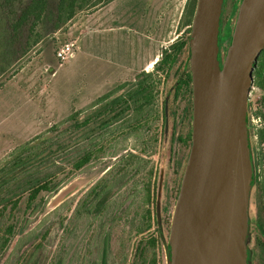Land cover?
Returning <instances> with one entry per match:
<instances>
[{"label":"rangeland","instance_id":"374dc122","mask_svg":"<svg viewBox=\"0 0 264 264\" xmlns=\"http://www.w3.org/2000/svg\"><path fill=\"white\" fill-rule=\"evenodd\" d=\"M239 2L224 3L221 62L232 40L233 24L242 1ZM196 4L197 0H114L78 11L59 31H53L52 23H42L34 34L25 33L12 45L7 39L6 21L0 22V170L19 147L37 137H42L37 141L41 142L56 135L51 130L54 127L70 133V122L63 124L64 121L74 113H80L84 119L98 99L117 88L134 83L144 73L152 74L155 83L151 115L148 110L139 121H131L135 116L129 118L124 128L101 144L104 150L81 170L72 172L71 160L59 162L63 182L58 191L42 193L35 211L27 210L25 195L13 214L9 210L0 219V229L15 226L0 264H96L104 250L107 264H131L138 243L142 239L148 243L157 237L156 203L161 180V219L168 237L164 246L160 242L155 248L147 245L150 249L146 264H167L165 244L180 189L177 162L185 158L188 148L179 141L172 143L173 121L168 141L163 144V100L165 88L177 79L175 72L187 69L188 49L168 79L167 68L157 69L156 64L161 65L166 54H173L171 46L189 42L191 26L184 22L191 10L195 12ZM8 13L9 10L2 9L0 19ZM36 33H42L43 39L35 47H29ZM64 44H72L75 54L60 61L57 52ZM191 97L184 92L171 102V109L177 113L176 137L186 139L192 132V119L186 118L185 110ZM263 99L264 93L253 85L249 117L255 147L258 141L254 134L263 123L260 114ZM172 148L174 155L170 162ZM131 153L138 160H122ZM110 169L115 177L125 175L122 186L114 190L104 214L89 215L86 209L89 193ZM150 183L154 197L147 202L146 186ZM259 194L254 188L251 218L259 205ZM148 210L152 212L150 230H146Z\"/></svg>","mask_w":264,"mask_h":264},{"label":"water","instance_id":"95a60500","mask_svg":"<svg viewBox=\"0 0 264 264\" xmlns=\"http://www.w3.org/2000/svg\"><path fill=\"white\" fill-rule=\"evenodd\" d=\"M224 2L197 0L192 19V145L165 244L167 264H250L255 164L248 116L264 51V0H242L221 63ZM162 190L161 180L159 218Z\"/></svg>","mask_w":264,"mask_h":264},{"label":"trees","instance_id":"16d2710c","mask_svg":"<svg viewBox=\"0 0 264 264\" xmlns=\"http://www.w3.org/2000/svg\"><path fill=\"white\" fill-rule=\"evenodd\" d=\"M113 1L114 0H0V13L2 9L6 11L9 10L8 15L1 18L0 22L6 21L8 26L6 32L8 33L7 39L9 44L12 45L20 39L23 34L30 33V36L34 34L42 23H52L53 31H59L62 25L72 20L78 11L86 7L94 8L101 4L107 5ZM241 1L242 0H240V2ZM237 10L238 7L236 13ZM193 16L194 11L191 10L184 22L186 26L192 25ZM42 39L43 34L36 33L33 43H28V46L35 47ZM187 49L188 43L174 44L171 46L173 54H166L161 61V65L163 66L157 63L156 68L161 70L167 68L168 71L166 75L168 79L182 55L187 52ZM186 73L187 74H185V71L179 72V70H177L175 72L177 76L176 81L169 88H165L162 113L163 144L165 141H168L170 123L173 121L175 126L172 135V143L174 144L176 141H179L188 148L185 158L179 159L177 162L176 173L180 174L178 182L179 188L189 157V150L192 145V134L190 133L186 139H184L183 136L176 137L177 113L175 110L171 109V102L176 101L179 96L184 93L183 91L190 92V95H192V76L189 72L188 60ZM254 86L264 93V51L255 66ZM127 88L128 90L122 93V91ZM154 92L155 83L152 74L144 73L143 77L138 78L134 83L125 84L98 99L91 106L92 108L89 109L91 113L84 119L80 118V113L71 115L63 122V124L65 122H70V133L63 130L60 131L59 126H57L51 129L53 132H56V135L53 137L44 139L41 142L37 141L42 137H37L19 147L12 154V160L0 170V175L4 174L0 178V219L5 217L9 210L11 214H13L19 208L25 195H27V210H30L36 208L35 203L42 193H53L58 191L63 182L62 178L59 177L61 171V167L58 166L60 164L59 162L66 163L71 160L70 163L68 162L72 167L71 171L81 170L92 161L98 152L104 150L101 144L109 135L114 134L116 130L124 128L129 118L135 116L131 121H139L140 116L148 110H150L149 114L151 115L155 101ZM262 103L263 106L260 114L264 122V99ZM99 105H101V107L93 111V108ZM185 110L186 118L190 116L192 119V97L190 106ZM150 115L148 116L150 117ZM123 123L124 125H122ZM248 127L251 134L250 147L253 152L255 164L253 187L260 191L258 196L259 211L261 220L264 221V181L258 173V168L264 159V149L261 147L264 143V124L262 123L259 128L257 127L256 133L254 134L258 141V147H255L253 143L249 116ZM173 155L174 149L172 148L169 155L170 162L173 161ZM138 158L139 157L131 153L123 157L122 160H138ZM53 168H55V170ZM111 170L112 169L108 171L106 178L101 179L89 193L90 201L86 207L89 215L92 214L97 217L104 214L110 204L114 190L118 186H122L121 183L122 180L125 179V175L122 177H115L114 172ZM153 192L155 193V190H153ZM146 193L147 202H150L152 197H154L151 183L146 186ZM147 215L148 225L146 226V230H150L152 228L151 210L147 211ZM155 224L157 237H153L148 243H144L143 239L138 243L131 264H146L150 247L155 248L159 242L164 246L168 235L166 236L164 232L163 220L161 217H158L157 208ZM14 232V225H6L4 229H0V256L9 247ZM139 233L142 234L143 229L140 230ZM96 264H107L105 250L100 254Z\"/></svg>","mask_w":264,"mask_h":264},{"label":"flooded vegetation","instance_id":"af4514ba","mask_svg":"<svg viewBox=\"0 0 264 264\" xmlns=\"http://www.w3.org/2000/svg\"><path fill=\"white\" fill-rule=\"evenodd\" d=\"M189 72H190V66H189ZM185 74H187L186 70H185ZM249 248H250V257H249L250 264H264V221L261 220L259 205H257L256 213L254 217H252Z\"/></svg>","mask_w":264,"mask_h":264},{"label":"built area","instance_id":"2783aa9c","mask_svg":"<svg viewBox=\"0 0 264 264\" xmlns=\"http://www.w3.org/2000/svg\"><path fill=\"white\" fill-rule=\"evenodd\" d=\"M72 44H64L57 52V58L60 61H66L69 58L74 57L75 50ZM264 124V122H263ZM262 149H264V143L261 145ZM258 173L260 174L261 179L264 181V159L258 168Z\"/></svg>","mask_w":264,"mask_h":264}]
</instances>
